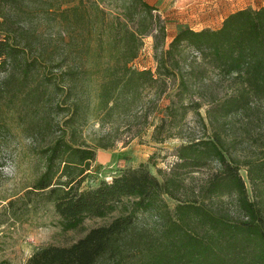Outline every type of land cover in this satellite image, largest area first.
I'll list each match as a JSON object with an SVG mask.
<instances>
[{"label":"trees","instance_id":"obj_1","mask_svg":"<svg viewBox=\"0 0 264 264\" xmlns=\"http://www.w3.org/2000/svg\"><path fill=\"white\" fill-rule=\"evenodd\" d=\"M91 10L100 14L94 39L78 25ZM119 11L108 19L98 0H0V152L26 125L34 174L1 197L0 215L17 221L49 204L75 230L118 213L25 264H264V6L216 29L182 28L166 47L153 6L122 0ZM146 37L154 71L129 65ZM94 47L111 62H94ZM132 108L125 126L135 132L122 144L151 126L152 142L180 141L174 162L157 175L140 163L81 189L95 149L118 142L109 132L86 141L88 115L115 123Z\"/></svg>","mask_w":264,"mask_h":264},{"label":"rangeland","instance_id":"obj_2","mask_svg":"<svg viewBox=\"0 0 264 264\" xmlns=\"http://www.w3.org/2000/svg\"><path fill=\"white\" fill-rule=\"evenodd\" d=\"M153 6L163 21L165 26V47L173 36L182 28L201 30L204 28L216 29L220 26L223 19L230 13L244 8H259L264 6V0H144ZM122 0H98V4L104 9L105 16L110 19L117 15ZM89 17L79 18V27H82L83 37L95 38V33L89 34L91 23L99 19L100 14L89 12ZM82 40L78 37V41ZM119 40V37L117 38ZM102 53L96 47L91 51L94 62L102 60L110 61L112 57ZM103 54V53H102ZM82 56V53H78ZM105 58V59H103ZM109 60H108V59ZM129 65L133 68L142 70L150 69L154 71L155 63L153 60L152 38L143 39L137 57ZM92 89V87H90ZM167 102L163 101L162 105ZM203 113V109L200 110ZM135 113L132 108L128 116L120 115L116 122L101 124L98 120L88 115L87 125L83 130V138L90 142L105 132L116 138L118 142L112 149H95V160L91 163L87 176L81 184V189H91L100 182H109L111 178L118 175L122 170L135 168L140 163L147 166L149 172L157 175L156 169H166L175 160L174 149L180 144L179 140L171 139L163 143H154L150 136L152 127L147 126L140 135L134 137L127 145H123L121 140H127L133 136L135 130H128L125 124H131L133 118L130 115ZM131 117V118H130ZM136 122H143L137 119ZM149 124L155 123L154 115L149 113L147 117ZM137 123V124H138ZM24 127L20 129L12 128V137L9 148L6 152H0V165L5 162L16 163L20 169V177L16 181L15 187L0 191L1 197H9L15 190L28 185L34 177L32 164L30 162V144L27 132ZM140 124L138 125V127ZM264 128V127H263ZM263 130V129H262ZM239 173L243 177L247 189L249 185L246 180L244 168H240ZM6 201L0 200V210ZM33 208V207H32ZM2 214V213H1ZM118 213L115 211L106 218H85L81 226L75 230H63L60 219L53 211L51 205H40L37 209L25 212L19 220L13 221L6 215H0V264H25L28 257L38 248L54 245L69 246L84 236L86 231L92 227L105 225L110 222L112 217Z\"/></svg>","mask_w":264,"mask_h":264},{"label":"clouds","instance_id":"obj_3","mask_svg":"<svg viewBox=\"0 0 264 264\" xmlns=\"http://www.w3.org/2000/svg\"><path fill=\"white\" fill-rule=\"evenodd\" d=\"M20 177L18 164L5 162L0 165V191L15 187L16 181Z\"/></svg>","mask_w":264,"mask_h":264}]
</instances>
